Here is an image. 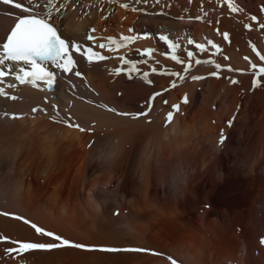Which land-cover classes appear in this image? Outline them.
<instances>
[{
	"label": "bare ground",
	"instance_id": "6f19581e",
	"mask_svg": "<svg viewBox=\"0 0 264 264\" xmlns=\"http://www.w3.org/2000/svg\"><path fill=\"white\" fill-rule=\"evenodd\" d=\"M231 2L239 11L228 0H82L92 7L69 5L61 35L91 48V62L73 53L70 72L48 66L52 91L5 68L0 212L30 223L0 215V264H264V76L250 67L264 66V0ZM9 10L19 12L0 5V43ZM121 36L136 39L117 50L109 38ZM32 224L75 243L148 251H24L12 242H56Z\"/></svg>",
	"mask_w": 264,
	"mask_h": 264
},
{
	"label": "snow or ice",
	"instance_id": "6c2138e0",
	"mask_svg": "<svg viewBox=\"0 0 264 264\" xmlns=\"http://www.w3.org/2000/svg\"><path fill=\"white\" fill-rule=\"evenodd\" d=\"M110 2V0H109ZM138 2H146V0H138ZM0 5L8 6L10 5L12 9L19 10L18 13L12 12L11 10L6 11L5 15L14 17V26L10 29L9 34L6 35L5 42L0 43V48H2V53H0V77H4L6 72L3 69H7L8 72H12L13 68H18V72L15 75V79L21 82H24L27 78L29 83H33L39 79L43 83L49 86V91L52 90V84L55 80V72L51 70H47L45 65L50 66L51 68L61 70L64 73L70 72L75 66L76 62L73 59V53H80L81 55L88 54L89 62L92 61V57L96 55L95 52L92 51L91 48L83 49V46L80 45L76 41H72L67 39L66 37L61 36V32L63 30L64 16L65 12L68 9L69 5H72V10H75L77 6L83 8H90L92 5H83L82 0H44L43 5L40 3V0H0ZM121 7L127 9V4H122ZM228 7L233 11H239V9L233 5L231 0H228ZM55 9V17H53V10ZM136 11V9H133ZM84 15H87L86 12L82 11V15L80 18H83ZM255 19V17H253ZM54 21H60L62 24L61 29H57L54 27ZM264 27V25H261ZM95 31V29H92ZM131 31V29L129 30ZM224 39H228V34L225 33ZM89 40H92L93 37L88 35L86 37ZM160 40L165 42L170 49H173V55L171 59L175 60L177 63H185L181 61L174 53L175 50L179 47L177 43H174L168 39L167 36L161 35ZM136 37H120V42L113 38H109L110 45H115L116 49H120L122 47L127 46V44L134 42ZM189 44L193 43V41L189 40ZM211 44L212 42L209 41ZM101 48H104L105 45L101 44ZM196 47L200 50L204 49L203 45L197 44ZM213 48H217L218 46L212 44ZM111 51L112 48L109 47ZM151 49L148 50V53H151ZM259 55V54H258ZM189 60H191L193 53L189 51L187 53ZM261 61H264V55L259 56ZM100 60L105 59V57L100 56ZM11 62V63H6ZM127 62V61H126ZM195 63L197 65L201 64L202 61L196 60ZM204 63H212V61H205ZM22 65L29 66L30 71L26 70ZM191 63H187L184 66L183 74H187L191 69ZM217 69H220V65H215ZM250 67L253 70V74L256 76H264V66L258 67L256 64H250ZM229 71H233V69L229 68ZM23 73V75H20ZM182 73H172V75L177 76L183 79ZM75 75L79 76L80 73L76 72ZM212 75H217V73H212ZM144 79H147V73L144 74ZM192 80H200L203 77L200 76H192ZM237 81L233 80L232 83H236ZM150 83V81H149ZM256 81H254L255 85ZM175 87V83L172 85ZM0 95H4V93L0 92ZM156 95H160L157 93ZM12 99H16V97H12ZM167 103V101H164ZM184 102H187V98L185 97ZM177 108L178 106H173ZM33 112L37 111V109H33ZM109 111H115V109H109ZM118 115H128L127 113H117ZM146 113H141V115H145ZM13 119L18 118L16 116L12 117ZM170 122L172 119V114L169 113L167 117ZM67 123V122H66ZM68 127H76L80 131H84V129L79 128L78 124L67 123ZM224 137L221 136V143H223ZM3 215H8V213H0ZM15 219H23L25 224L30 223L27 219L22 217H15ZM32 227L38 234H41L46 237H50L55 243H34V242H21V241H13L12 243L18 244L19 248L24 251H32V250H40V251H51L54 249H60L62 247L81 249L87 251L99 250L103 252H118V251H148L145 249H117L110 247H97V246H89L80 243H75L64 239L63 237L56 235L52 232H47L42 228H39L35 224H32ZM261 244H264V239L260 241ZM8 252L16 251V249H9ZM153 255H162L159 253H152ZM170 261V264H178V262L172 258L167 257Z\"/></svg>",
	"mask_w": 264,
	"mask_h": 264
},
{
	"label": "rangeland",
	"instance_id": "374dc122",
	"mask_svg": "<svg viewBox=\"0 0 264 264\" xmlns=\"http://www.w3.org/2000/svg\"><path fill=\"white\" fill-rule=\"evenodd\" d=\"M79 14H80V12H79ZM208 204H206L205 206H204V208L206 209V206H207ZM263 239H264V236H263ZM264 246V245H263Z\"/></svg>",
	"mask_w": 264,
	"mask_h": 264
}]
</instances>
